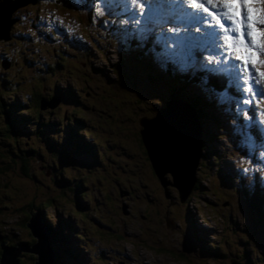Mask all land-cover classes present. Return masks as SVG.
<instances>
[{
  "label": "rangeland",
  "instance_id": "obj_1",
  "mask_svg": "<svg viewBox=\"0 0 264 264\" xmlns=\"http://www.w3.org/2000/svg\"><path fill=\"white\" fill-rule=\"evenodd\" d=\"M56 1L58 3L56 2L54 5H45V10L40 15L42 22L49 26L59 22L67 26L74 33L84 36L85 32L82 28V23L77 19L75 11L70 10L64 0ZM23 3L24 1L16 3L18 7L12 14L14 17H12V28L9 33L11 30L14 31L16 25L25 35V31L29 30V15L26 14L27 10L24 8ZM27 9L29 12H33V7H27ZM21 11L25 13V19L20 17ZM105 14L102 16H105ZM108 20H110L111 25L117 24L121 26L123 24L119 17H113ZM103 23L102 21L99 22V24ZM126 27V25L121 26L123 29ZM46 29L43 28V30ZM2 35L5 38L0 37V54L3 53L9 60L16 61V65L13 67L4 66L3 70L0 68V82L2 78L10 79L11 82H17L14 87L16 89L15 95L11 96L9 94V96L21 103H27L26 100H22L21 94L33 89L44 100L48 97L46 101L57 98L59 100L54 107L45 106L40 108V115L44 117V114L49 113L45 118L52 120L55 119V115H59V117L64 118L62 124L67 125L68 122H73L68 119L70 118L68 111L74 107H68L69 104L67 102H62L60 94L62 89H74L79 96L78 101L83 105L81 112L87 119L79 127V131L82 128L91 127L93 139H97L100 144L106 143L110 146V148L108 146L103 147V156L100 154V148L98 147V158L96 157L94 166H91L90 171L80 168L76 172L73 169V173L76 174L73 177H83L87 182L85 190L89 191L91 197L94 196V211H91L90 208L83 209V204L91 207L89 197L80 201L69 188L67 192L63 190L62 194L65 198L61 196L55 200V208L49 206L44 209L50 226H55V218L60 216L64 217L71 213L76 217V231L83 236H81L79 241H75V243L84 246L87 255L91 257L87 260L88 263L79 264H232V260L240 261V259L244 260L238 264H245L247 259L250 258L253 262L251 264H264V218L260 220L261 226L254 231V238H258L260 241L259 245H256L246 232V228L254 227L251 223L253 217L252 207L251 210L246 212L244 206L240 204L243 200L236 189L235 184L237 183V179H223L222 182H214L209 174H211L215 166L210 167L209 159H206L203 166H201V171L199 167L197 170L198 182L205 186L200 185L198 191L196 185L191 187L187 201L179 204L175 189L173 187L166 189L168 193L167 197L169 198H165L161 186L154 177V174L151 173L149 162L141 144V136L137 131L139 127L138 122L136 123V127L133 126L129 132L117 131L116 126L107 124H118L123 117L128 115L124 107L126 101L123 103L122 108L119 103V101H123L127 97L122 95L117 96L116 99H112L108 97V91L102 85L106 76L110 80L112 76L114 77L109 71L111 64L114 62V54L102 42L95 43L89 41L87 45L90 48L88 50L90 56L85 59L81 49L72 44L70 47H64L63 41L53 40L52 42L38 36L32 39V36L29 34V40L24 38L21 40L16 39V42L5 45L6 41H12L14 38L12 35H6L5 33ZM128 35L132 36L131 33H128ZM94 38H97L95 34ZM87 39H89V34ZM87 39L86 41H88ZM128 40L131 49L148 52L156 48L151 42H144L143 40L132 41L130 38ZM96 44L104 51V54L97 50L99 48L95 46ZM124 46L129 47L125 43ZM68 48L69 50L67 51ZM59 49L66 55L59 52ZM9 60H3L0 63H9ZM44 63L49 64L51 72L46 71L44 81L40 82L39 78L33 73L37 69L42 68V64ZM127 63L130 62L127 61ZM137 67L142 68L141 65H137ZM141 68L139 69L140 72L136 69L135 71H131L143 79ZM95 69H102L99 72V76ZM56 88L58 89V93L54 92ZM194 89L192 85H187L186 87L187 91H193ZM10 91V89H0V97L9 102L11 99H6L3 93ZM155 91L156 86L152 85L151 92ZM198 92L199 94H194H198L201 97L206 96L204 90L199 89ZM221 94L222 91H220ZM152 103L143 105L141 112L145 113L154 109V107H151ZM26 105L28 104L22 106L21 110L24 111L27 107ZM261 105L264 107V102ZM54 110L56 111L52 112ZM185 110L181 111V113L186 112L187 122L194 124V113L189 107ZM191 113L192 116L190 115ZM74 117L77 116L74 115ZM210 126L211 131L217 132V128L213 127V122L210 123ZM107 127L116 128V130L111 131V129L102 134L101 129L105 131ZM60 128L64 129V126ZM218 135L222 136V130L218 131ZM253 135H256L254 131ZM211 145L217 146L216 152L225 158V154L220 149L218 141L212 140ZM224 145L221 142V146ZM21 146L23 145L20 144ZM63 155H65L64 152L59 154V156ZM227 159L225 160L227 161ZM240 160L245 161L241 157ZM238 162L240 161L238 160ZM20 163L19 157H16L14 168L20 166ZM81 163L82 161L78 162V157L72 164L70 161H65V165L70 167L74 165L81 167L83 165ZM41 164L42 162H34L29 165H32L33 172L46 178V174L49 172H46ZM233 164L234 168L237 167L235 162ZM228 166H224L223 163L220 165L223 170H226ZM8 171L10 170L8 169ZM4 175L6 176L4 180L9 181L11 185L15 183L22 187H28V189L34 185L29 180L24 183L22 179L12 177V174L7 175L4 173ZM180 177H182L181 174ZM168 179H170L169 176ZM243 184H245L244 181ZM203 193L206 196H203ZM245 195L249 194L245 193ZM28 199L30 200L31 198L28 196ZM258 201L260 206L261 202L259 198L257 199ZM40 202L39 200L31 201L34 205H39ZM75 202H79L78 206ZM18 203L16 202V204ZM122 206H124L125 213L122 211ZM185 210L193 213L194 224L200 230L198 236H190V234L187 236L188 247L186 250H189L193 244L198 245L203 241L207 249H215L217 245H220L222 247L221 251L217 248L215 255L210 254V257H208L209 254L207 253H202V255L200 250L196 253L194 251L190 253L185 252V259L179 255L177 250L181 248L186 226V221L183 218ZM80 216L83 220L79 219ZM95 217H98L96 220H99L100 223L105 222L107 225H110L107 226L108 230H102L105 233L101 231V235L97 233L98 229L94 231V224L92 222L94 219L91 220L90 218ZM169 220L174 224L173 227L166 226ZM0 230L8 233L11 232L14 242L20 239L29 243L28 245L32 243V237L25 227V222H16L12 217L4 218L0 216ZM241 235H244L245 241L240 238ZM245 245L248 247L251 256L248 254L238 259V253L242 252L241 249ZM96 250L98 252L95 253ZM101 250L103 251L102 253H100ZM199 256L206 257L201 260ZM33 257L34 254L22 251L19 258L23 260V264H31ZM94 257L96 258L95 261ZM259 259L262 263H258Z\"/></svg>",
  "mask_w": 264,
  "mask_h": 264
},
{
  "label": "trees",
  "instance_id": "obj_2",
  "mask_svg": "<svg viewBox=\"0 0 264 264\" xmlns=\"http://www.w3.org/2000/svg\"><path fill=\"white\" fill-rule=\"evenodd\" d=\"M34 2L36 3L37 0H34ZM36 4H39V0ZM15 6H17V4H14V7ZM32 6L34 5H33V1L31 0L29 3L24 5V8L28 10L27 7H32ZM82 10L85 14V17L78 15V19L83 24L82 28L84 29L85 35L88 36L89 34L94 37L95 34L97 38L92 39V41L95 43L99 41L102 42L100 38L99 17L96 16L94 11H90L85 8ZM33 12H37V11H33ZM31 25L34 26V29H32L31 32H25L26 35L22 33L20 30L15 32L11 30V32L8 34L12 35L14 39H12V41H10L9 44H11V42H16V39L21 40L24 38L26 40H29L30 35L32 36V33L37 32L38 30L36 26V22H32ZM45 32H46L45 36L47 38L48 37L52 38V34L55 36L54 33L47 31ZM108 40L109 42H105V41L103 42L106 45H109L110 47L119 50L120 52H118V57L116 61L112 63V66H110V70H109L111 74L114 75V77L112 76V79L110 80L109 77L106 76L104 78L102 85H104L105 90L108 91V95H109L108 97L112 99H116L117 96H122V95H125L127 97V99H124L123 101H119V103H120V107L122 108L123 103L126 101L124 107L126 108L127 110L126 112L128 115L123 117L118 124H114V123H107V124H112L113 126H116L117 131L129 132L133 126L136 127L137 119L139 120L143 116L153 117L155 114H157L160 111V109L163 108V106L161 105L164 101L166 102L167 100H175V99L177 101L182 100L185 104H187V109L189 107L194 110L195 112L194 114L197 118L198 125L201 130V135H200L201 146L199 148L200 152L198 155L199 156L198 164L202 165V163H204L206 159H209V165L215 166L214 169H218V167L220 166L219 160L221 158V155L217 153L216 150L211 148L209 145V141L211 140V138L216 137V134L212 133L210 129V127L212 126V125L210 126V123L213 122L214 120H217V124L220 125V123H222L223 120L220 117L219 113L215 114L213 112V109L211 108L209 102H207L205 97H201L198 94H194L193 92L186 90L187 85H190L186 82L189 80L195 81V79H192L190 75L174 76L168 70H166L168 75L157 70H152V68H150L149 63H144V61L141 59L142 57H147L146 56L147 54L143 53L142 50L139 49L129 50L128 48H125L124 45L120 46L115 40L113 42H110L111 40L109 36H108ZM69 43L76 47H79V49L83 51V57L88 58L90 56L88 53V49L86 48L88 47L87 44H89V40L86 41V39L83 40V38L81 37H76L73 40H71ZM63 46L65 47L66 45ZM95 46L99 48L97 49L99 50V52L104 54V51L97 44ZM59 52H62L61 49H59ZM57 55L59 54L57 53ZM2 58L9 60L5 55L0 56V60ZM127 61H129L130 63H127ZM12 62L16 63V61L9 60V63ZM137 65H141L142 68L137 67ZM140 68H141V72H143L142 73L143 89L138 88L136 86V81L137 82L139 81L138 79L139 77L135 72L131 71V70L135 71L136 69L138 72H140L139 71ZM95 70L97 71V74L99 76V72L102 71V69H95ZM46 71L51 72V69L49 64L44 63L42 64V68L37 69V71L33 74L37 78H39V81L41 82L44 81L46 77L45 74ZM16 84H17L16 81L11 82L10 79H6V78H2L0 82L1 90H9V89L11 90L10 92L3 93L6 99H11L9 102L8 100L2 99L0 97V216H3L4 218L12 217L16 222L24 223L30 215L29 212L36 211L39 214V221L44 226L45 230L47 229L46 231L50 236L49 245L52 251L54 252L53 264L78 263L77 259L75 260V262H73L75 252L70 243V236L76 230L72 217L67 215L66 217L60 216L58 218H55L56 221L55 226H50L49 222L47 221L48 219H46L47 217L44 212V209L49 206L55 208V200L57 198H60L61 196L65 198L62 193L63 190L67 192L68 188L72 190L73 195L78 197L80 201H82L83 199H87L89 197L88 192L85 191L86 189L85 184L87 182L84 180L83 177H78V178L73 177V175H76L73 173V169H75L76 172L79 171L80 168L90 171L91 166H94L96 157L98 158V153L96 149H98V147L99 148L103 147L104 144H100L97 141V139H94V141L87 140L81 134V132H79V127H81L86 122V117L81 112V108H83V105L78 101L79 96L74 90L67 88V90L64 91V93L61 92L60 94L62 101L63 102L67 101V103L69 104L68 107H74L70 111H68L70 117L68 119L73 122L72 123L68 122V124L64 126L65 129L64 130L60 128L62 127V117H59V115H55L54 120L50 118H45V116H47L49 113H47L46 115L44 114V117L40 115L39 112L40 104L42 101H44V98H42L40 94L35 93L33 89H31V91L29 92H25L24 94H21L22 100H26L27 103L25 102L21 103L17 99H13V97L11 96L15 95L16 89L14 87ZM156 84L161 88L162 93L160 96H156L154 98L155 100L151 101L153 102L151 104V107H154V109L142 113L141 108L143 107V105H147L151 103V102H147L146 100H149V98L152 97L151 94L149 93L152 90V85H156ZM208 86L210 88H217L212 82H208ZM126 88L130 89L129 91L130 93H124L125 91H127ZM54 92L58 93V89L57 88L54 89ZM9 94H11V96H9ZM46 99H48V97ZM25 104L28 105H26L27 107L23 111L21 109L22 106H24ZM56 104L57 103H54L53 107ZM57 108L59 109V107ZM16 110L18 111V113H16ZM55 111L56 110L52 112ZM23 112H25V114H23ZM74 115H76L77 117L73 118ZM90 130L91 127L84 128L82 133L90 137L92 136ZM110 130L114 131L116 130V128L107 127V130L105 131H102L101 129V133L104 134ZM254 132L256 135L262 133L260 130H254ZM20 144L23 146L20 147ZM141 144L143 145V143ZM143 147L147 160L149 162V158L147 156L148 153L145 150L146 148L144 145ZM61 152H64L66 155L59 156ZM154 154L157 159L159 157L162 158L164 156L165 157L167 156V158H169L166 151L163 152L159 150L157 153H153V155ZM16 157H19L21 163L20 166L14 168V162L16 161ZM77 157H78V162L82 161L81 164L83 165L81 167H78L79 165L76 166L74 165L73 167L65 165V161L68 162L70 161V163L72 164L76 161ZM34 162H42L41 166L45 170L49 171V173L46 175L47 176L46 178L38 175L36 172H33L32 165L30 166L29 164ZM171 162H169L171 167H175L177 162L175 160ZM149 167L151 171L154 172V169L151 168L150 164ZM171 167L169 166V168ZM8 169L10 171H8ZM173 172L172 175L174 177L175 182L166 180L164 172L160 174V178L158 179L160 186L163 188L162 192L165 198H169L167 197L168 193L166 191V189L169 188L168 186L172 184L175 187L176 185L179 184L180 178H178L179 177L178 172L175 170H173ZM4 173H6L7 175L12 174V177H17L19 179H22L24 183H26L29 180L30 182L34 183V185L30 189H28V187H22L21 185L17 184L21 188L20 189L15 183L11 185L9 184V181L7 182V180H4V178H6ZM194 183L192 184V187L196 185L198 191L200 189V184L198 181H196L195 184ZM181 190L183 192H186V189H184L182 185H181ZM28 196L31 198L30 200L28 199ZM176 197L179 199V202H181L180 200L183 199L179 194H177ZM32 200H39L41 202L39 203V205L38 204L34 205L33 203H31ZM16 202L19 203L16 204ZM78 203L79 202H75L77 206ZM247 207L248 210H251L252 207L253 217L251 223L254 226L252 228L249 227L247 228V230L250 232L248 237L252 238L256 245H259L260 243L259 239L254 238V231L261 226L260 220L261 218L264 217V212L261 211V208L259 206V201L257 202L256 199H251L250 197L247 200ZM86 208L88 207L83 204V209ZM185 213L186 215L184 216L186 217V219H189L188 221L190 222L188 227L191 229L192 213L189 212V210H186ZM107 226L110 225L109 224L106 225L105 222H102L99 227L96 224H94V231L98 229L97 233L101 235V231L103 229L106 230L109 229ZM193 231L194 230L192 228V232ZM64 232L67 233L66 236H62ZM102 232L105 233L104 231ZM74 237H81V236L75 234ZM198 240L201 241L199 238ZM1 241H5L6 244H10V245H16L17 243L20 242L27 244L26 241H22L20 239L19 241L14 242L11 232L8 233L6 231L0 230V242ZM204 245L205 243L201 241V244L195 246L196 249L191 247L189 250H186L188 244L186 241H184L183 243L184 247L179 248L177 252L181 253L180 256L183 257L184 259H185L184 251L186 253H190L192 251L196 253L197 251L200 250L201 254L207 253L209 254L208 257H210V254L215 255V250H217V248H220V246L218 245L215 249L214 248L207 249ZM201 247L203 249H201ZM241 250L242 252L238 253V259L239 257L242 256L245 257L248 254L250 255V251L248 247H246V245ZM96 252H98V250H96L95 253ZM102 252L103 251L101 250L100 253ZM205 257L199 256L201 260H203ZM21 258L19 259L18 262L20 264H23L24 262ZM196 258L198 259V257ZM94 260H96L95 257ZM243 260L244 259H240V261ZM240 261L238 260L237 262L240 263ZM251 263L253 262L250 258L247 259V262L245 264H251ZM258 263H262L260 259L258 260Z\"/></svg>",
  "mask_w": 264,
  "mask_h": 264
},
{
  "label": "clouds",
  "instance_id": "obj_3",
  "mask_svg": "<svg viewBox=\"0 0 264 264\" xmlns=\"http://www.w3.org/2000/svg\"><path fill=\"white\" fill-rule=\"evenodd\" d=\"M9 1H13V0H9ZM20 1H24L23 4L26 5L31 0H19V1H17V3H19ZM32 1H33V5H34V6H32L33 7V11H37V12H29V10L26 11V14L29 15V30L25 31V32H31L32 29H34V26L31 25V23L32 22H36V26H37L38 30H37V32H33L32 33V39L35 36H38V37H41V38H43L44 40H47V41H52V42H53V40L61 41V42L63 41L64 45L69 46V47L71 45L69 42L71 40H73L74 38H76V37H81V38H83V40L87 39L86 35L84 37L82 34H76L73 31H71L67 26H65V25H63V24H61L59 22H56L55 24H52L50 26L47 25L46 23L42 22V20L40 19V15L45 10V5H49V4H53L54 5L57 2L56 0H39V4H36L38 2V0H37L36 3L34 2V0H32ZM64 1H65L66 6L70 10H74L75 11V13L77 14V19H78V15L82 16V17H85V14H84L82 9H84V8L86 9L87 8L90 11H94L97 8V7H94V0H64ZM1 2H2V0H0V3ZM79 3H80V5H79ZM105 3H106V5L108 7H115V8L118 9L115 12H111V13L105 14V16H100L99 17V20H100L99 22H101V21L104 22L103 24H99L101 41L105 45L106 48L110 49L113 52V54H114V62H115L117 57H118V52H120V51L110 47L109 45H106L103 42V41L109 42L108 36L110 37V40H111L110 42H113L115 40L120 46L124 45V43H125V44H127L129 46V47L125 46V48H128L129 50H131V45L128 43V41H129L128 38H130L132 41L133 40L134 41L135 40L141 41V39H140L139 35L136 33V30H135L134 26H132V25H126L127 27L124 28V29L121 28V26H124L125 24H122L121 26H119L117 24H112L111 25V22L108 19H112L113 17H119V19L121 21H123V19L127 18V14L123 11L122 6L121 7H116V2L115 1H113V0H105ZM98 5H100V3H98ZM17 7H18V5L15 6V7H14V5H12L6 10V16L9 19L12 20V17H14L12 14L16 10ZM20 17L22 19H25V13L23 11L20 12ZM171 26L172 25H167L166 27H171ZM176 26L178 28H180L181 31H183L184 28H185V26L183 24H177ZM82 27H83V24H82ZM11 28H12V26L10 24L9 31H10ZM43 28H47V29L43 30ZM18 30H20V29L17 26H15L13 32L18 31ZM9 31H8V33H9ZM45 31L54 33L55 36L52 34V38L51 37L47 38L45 36V34H46ZM157 31H159V30L157 29ZM128 33H131L132 36H129ZM59 34H60V36H59ZM180 34H181V36H183L182 33H180ZM3 38H5V37H3ZM92 39H94V37L92 35H89V39H87V40L92 41ZM2 40H5V39H2ZM143 41L144 42H151V43H153L156 46V48L154 50L151 49L148 52L142 50L143 53L147 54L146 55L147 57H142L141 58L144 61V63H149L150 68H152V70H157V71H160V72H162L164 74H167L166 70H168L174 76L190 75L192 79H195V81L189 80V81L186 82V83L192 85L195 88L191 92L199 94V92H198L199 89L204 90V92L206 94V96H205L206 98L205 99L207 100V102H209V105L213 109V112L215 114L219 113L220 117L223 120V122L220 123V125L217 124V120L213 121V127L217 128V132H213L212 131V133L216 134V137L215 138H211V140L209 141V145H210L211 148L216 149L217 146H215V145L212 146L211 142H212V140L218 141L220 149L225 154V158L221 155V158L219 160L220 161L219 165H221V163H223L224 166H228V165L229 166H228V168L226 170L221 169V167L219 166L218 169L212 170L211 174H209L207 172L210 175L211 179H213V181L217 182V183L218 182H222L223 179H231V180L232 179H237V183L235 185H236L237 191L240 193V197L243 200V202H240V204L244 206L245 211L246 212L249 211L246 208H247V200L250 197L251 199H256V200L258 198L260 199V202H261L260 208H261V211L264 212V155H262V153H264V144H263V141H264V128H262L263 123L261 124L259 122L258 117H257V113L255 112L256 109L260 107V104H256V102H255V104H249V105L245 106V105L237 103V101L240 99V97L238 96V94H237V92H236V90L234 88H228V84H227L228 77L224 76L222 74L214 73V72L210 71V69L213 68V66L208 64V63H206V61L204 59L205 55L214 54L213 51H212L213 48L211 46H208L207 48L203 49L202 51H200V53L196 52V50H195V54H194L196 56V58H195L196 59L195 67L194 68H192V67L184 68V67H182L181 63L177 62L176 60H168V59L163 58V56H160V51L163 50L164 47H163L162 44H157L156 43L155 36H150V37H148L147 39H145ZM9 43H10V41H6L5 45H8ZM170 46L171 45H169V47ZM77 48H79V47H77ZM86 48L88 50L90 49L89 47H86ZM68 50H69V48L67 49V51ZM148 53H150V54H148ZM63 54L66 55L65 53H63ZM2 55H4V54L1 53L0 56H2ZM198 56H200V57H198ZM85 59H87V58H85ZM3 60L7 61L5 58H2L0 60V62H2ZM15 65H16L15 62H12V63H6L5 62L4 64L0 63V68L3 70L4 66L13 67ZM111 66H112V64H111ZM4 71H6V70H4ZM6 72H8V71H6ZM205 78L207 79L208 82H212L217 87V88H211V89H215L214 92H209V91L205 90L204 87H202V80L205 79ZM138 79H139V81L138 82L136 81V86L138 88H142L143 89V83H142L143 79L140 78V77ZM155 86H156V91L153 92V93L152 92L149 93V94H151L152 97H150L149 100H147V102H151V101L155 100L154 98L156 96H160L161 95V93H162L161 88L157 84ZM207 87L210 88L208 85H207ZM126 89H127L128 92L125 91L124 93H130L129 92L130 89L129 88H126ZM226 90L228 92V96L227 97L223 96L222 94L220 95V91H222V93H224ZM215 92H217V93H215ZM53 100L54 101L50 105H47L49 101H46V100L42 101L43 104L42 105L40 104V108H43L44 105H47L48 107H51V106L53 107L54 103H57L59 99L54 98ZM61 100H62V98H61ZM168 101H170V103L175 104L174 109L177 110V111L178 110L183 111V110L187 109L186 104L182 100L181 101H177L176 99L175 100H167L166 102L164 101L162 103V105H161V106H163L162 109H165V103H167ZM64 102H67V101H64ZM245 111H247V117L244 115ZM16 113H18L17 110H16ZM23 114H25V112H23ZM183 114H184V117L186 118L185 113H183ZM63 119L64 118H62V120ZM194 119H195V123H194L193 126L197 129V131H199V133L201 135V130L199 128L198 121H197V118H196L195 114H194ZM137 122H138V119H137ZM62 126H65V125L62 124ZM220 126H221V128H220ZM83 129L84 128H82V130H80L79 132H81V134L87 140L94 141L93 135L89 137L86 134L82 133ZM138 129H139V127L137 128V131H138ZM219 130H222V136L218 135V131ZM254 130L262 131L261 135L263 136V138L261 137V135H258V134L255 137V135H253V131ZM91 134H92V132H91ZM250 136H252L251 139H249ZM254 137L257 138V139H255ZM248 140H249V142H248ZM251 141H252L251 144L253 145V147H252L253 148V151H252L253 153H252V156H251V163H249L248 155H246L245 150L248 151L251 148V147L249 148V145H250ZM221 142H223L225 145L221 146ZM253 143H256V144H253ZM226 144L228 145V147H227ZM104 146H106V147L108 146L110 148V146L107 145L106 143L104 144ZM200 146H201V140H200L199 148H200ZM103 147H101L100 150H99L100 154L102 156L104 155V152L102 153ZM143 149H144V147H143ZM96 151L98 153L97 149H96ZM197 152L199 154V152H200L199 149H198ZM240 157L242 159H245V161H241ZM226 158H228L227 161L230 159L228 161V165H227V161L225 160ZM231 159H232V161H231ZM238 160L240 162H238ZM233 162H235V165L237 164V167H235V168L233 167L234 166ZM149 164H150V161H149ZM196 166H199V168L201 170V166H203V163H202V165H199L197 163ZM209 166L211 167V165H209ZM151 168H152V166H151ZM167 169L168 168H163L162 170H163V172H165ZM169 169L170 170L174 169L175 171H177L179 178H180V174H181V176L183 175V173L176 167H171ZM46 172H49V171L46 170ZM151 173L154 174V177L158 181L159 178L156 177L157 175L155 176V173L152 172V171H151ZM165 179L167 180L166 177H165ZM181 180L183 182H185L187 179H183L182 178ZM171 181L172 182L174 181V177H173V180L171 179ZM196 181H198V173L195 171V168H194L193 179L190 180L191 187H192V184L194 182L196 183ZM243 181L245 182V184H243ZM179 182H180V180H179ZM158 183H159V181H158ZM233 183H234V181H233ZM181 184L180 185H176L174 187L175 192H176V196H177V194L180 195L179 192H183L181 190ZM184 184H182V185L184 186ZM199 184L200 185H204V184H201V183H199ZM176 187H177L178 190L176 189ZM191 187L189 188L186 196L190 192ZM85 191L88 192L89 202L91 204V207H88V208H90V210L94 211L93 210L94 209L93 205L95 206V204H94L95 203L94 202V196L91 197V195L89 194V191L88 190H85ZM245 193H248L249 195H245ZM202 195L206 196L205 193H203ZM186 196L184 197V199H182L180 201L186 202L187 201V197L189 195L187 197ZM179 204H180V202H179ZM122 211L125 213L124 206H122ZM185 211H184V215H186ZM37 215H38V218H39V214L38 213H37ZM68 215L72 217V220H73V223L75 225V228L77 229V226H76L77 221L75 220L76 217H74L71 213L68 214ZM191 215H192V218H191V221H192L191 229L188 227V225L190 224V222L188 221L189 219H186L185 216L183 217L185 219V221H186V229H184L183 240H182V245H181L182 248L184 247L183 243H184V241H186V238H187V236L189 234H190V236H192V235L198 236L199 233H200L199 227H197L194 224L195 222H194L193 213ZM66 216L67 215H65L64 217H66ZM29 217H30V215H29ZM28 218L25 221V223L28 221ZM79 219L82 220V217L80 216ZM90 219L91 220L94 219V220H92V222H93V224H96L98 227L101 225L100 221L96 220V219H98V217L90 218ZM55 224H56V221H55ZM166 226L173 227L174 224H172L171 221L169 220L168 223L166 224ZM43 228H44V226H43ZM192 228L194 230L193 232H192ZM27 230L30 233L29 228H27ZM246 232H247V235L250 234V232L247 230V228H246ZM75 234L83 236L81 233L77 232L76 230L70 236V243H71V246H72V248H73V250L75 252L74 253L73 262H75V260L77 259L78 263H88L87 260H89V258H91V257L87 255L84 246L79 245V243L78 244L75 243V241H79V239L81 238V237H74ZM30 235H31V233H30ZM46 235L48 237L47 245H48V248H49V252H50L51 256L53 257L52 263H54V252L52 251V249H51V247L49 245L50 236L48 235L47 231H46ZM59 235H61V234H59ZM66 235H67L66 232H64L62 234V236H66ZM31 237H32V243H34L36 241V238H34L32 235H31ZM240 238H242L244 241L246 240V239H244V235H241ZM60 239H61V237H60ZM20 243H23V242H20ZM28 244L29 243H27V245ZM8 245H10V244H8ZM30 245H31V243H30ZM223 245L225 246V244H223ZM195 246L196 245L193 244L192 248L196 249ZM201 249H203V248L201 247ZM219 249L221 251L222 247L218 248V250ZM29 253H31V252H29ZM184 253H185V251H184ZM32 254H34V259H32V263H33L36 260L37 254L36 253H32ZM179 255H181V253H179ZM19 259L20 258H18V261H19ZM71 262H72V259H71ZM233 262L234 263H238L235 260H232L231 263H233ZM119 263H123V262H119Z\"/></svg>",
  "mask_w": 264,
  "mask_h": 264
},
{
  "label": "snow or ice",
  "instance_id": "obj_4",
  "mask_svg": "<svg viewBox=\"0 0 264 264\" xmlns=\"http://www.w3.org/2000/svg\"><path fill=\"white\" fill-rule=\"evenodd\" d=\"M121 6L127 14L122 23L134 26L141 40L155 36L156 43L184 68L192 66L189 61L194 63V54L185 51L186 41L211 46L214 54L207 63L214 67L210 71L228 77V88L240 97L237 103L264 101V0H116V7ZM106 11V7L96 8L100 16ZM177 24L185 26V35L181 36ZM193 31L198 35H190ZM170 43L176 49H170ZM207 85L205 78L202 87L215 91ZM222 95L227 97V90ZM260 117L264 123V110Z\"/></svg>",
  "mask_w": 264,
  "mask_h": 264
},
{
  "label": "water",
  "instance_id": "obj_5",
  "mask_svg": "<svg viewBox=\"0 0 264 264\" xmlns=\"http://www.w3.org/2000/svg\"><path fill=\"white\" fill-rule=\"evenodd\" d=\"M5 17L7 20V24H8V22H9V24L7 25V28L3 33L7 34L9 31V28H10V24L12 23L13 20L9 19L7 16H5ZM2 34H0L1 38L4 37V35H2ZM166 107H169V113L162 115L163 122L166 125V127L163 126L162 129L163 128L165 130L167 129L166 130L167 132H170L173 130H177V132L180 131L181 135L184 136V138L190 140L191 142H196V156L193 158L192 164L190 166L189 180L187 179L186 182H183L181 180L182 177H180V182L178 184V185H180L181 183L182 184L185 183L184 186L182 184L181 185L184 187V189H186V192H188L189 188L191 187L190 180L193 179L194 166L197 165V163H198L197 160H198L199 154L197 151L199 149L200 140H201L200 133H199V131H197L196 136H191L190 135V129L187 126H185L186 125L185 121L187 122V117L185 118L184 114L181 113L180 110H178V111L175 110L174 109L175 104L170 103V101L165 103V108ZM161 110H165V109H161ZM159 112L157 114H155L153 117H141L138 120V125H139L138 132L141 136L142 143L146 148L145 150L148 153L147 156L149 158L150 164H151L152 168L154 169V172L158 178H160V174L163 173V170H162L163 168H169V166L171 167V165L169 164V162H170L169 158H167V156L166 157L164 156L166 159L164 157H162V158L159 157L157 159L155 157V154L153 155V153H157L159 150L164 152L165 147H166L159 140L160 136L158 133H160V132L158 131V127L152 125V121L154 120V118H156V116L159 114ZM168 116L171 117V120L168 119ZM159 163H161V164H159ZM186 192H179L180 196L183 199L187 194ZM29 213H30V217L28 218V221L25 223V226L27 228H29L31 235L34 238H36V241L34 243H31V245H27L25 243H17L16 245H8L4 241H1L0 242V249H1L0 264H16V263H19L18 258L20 257V253L22 251L37 254L36 260L31 264H50V263H52L53 257L51 256V254L49 252L48 245H47L48 237L46 235V232H45L42 224L39 221L37 213L35 211H30ZM232 264H238V263L233 262Z\"/></svg>",
  "mask_w": 264,
  "mask_h": 264
},
{
  "label": "bare ground",
  "instance_id": "obj_6",
  "mask_svg": "<svg viewBox=\"0 0 264 264\" xmlns=\"http://www.w3.org/2000/svg\"><path fill=\"white\" fill-rule=\"evenodd\" d=\"M17 1L19 0H13V1L2 0V2L0 3V34H2L7 28V20L5 17L6 10L10 6L16 4ZM53 101L54 100H50L47 105H50ZM42 104L43 102L41 103V105ZM190 110L193 113H195L192 108H190ZM167 113H169V107H166L165 110H161L159 112L156 118H154V120L152 121V125L158 127V131L160 132L158 133L160 136L159 140L163 143L164 146H166L165 151L167 152L169 156V161L171 162L175 160L177 162L175 167L178 168L183 173L182 178L189 180L190 166L192 164L193 158L196 156V142H191L190 140L184 138V136L181 135L180 131L177 132V130H173V131L169 130L170 132H167L166 131L167 129L166 130L164 128L162 129L163 126L166 127V125L163 122L162 115L167 114ZM168 119L171 120V117L168 116ZM185 123H186L185 126L189 127L190 129V135L196 136L197 129L193 125L189 124L188 122L185 121ZM198 167L199 166H196V165L194 166L196 172L198 170ZM174 169L170 170L168 168L164 172V175L167 178V180H170V181L171 179L173 180L172 171ZM168 176L170 177V179H168ZM170 186L174 187L172 184H170ZM170 186L168 187L170 188ZM182 203L183 201L180 202V204ZM16 264H20V263H16ZM50 264H53V263H50Z\"/></svg>",
  "mask_w": 264,
  "mask_h": 264
},
{
  "label": "flooded vegetation",
  "instance_id": "obj_7",
  "mask_svg": "<svg viewBox=\"0 0 264 264\" xmlns=\"http://www.w3.org/2000/svg\"><path fill=\"white\" fill-rule=\"evenodd\" d=\"M79 5H80V3H79ZM82 5V4H81ZM87 9V8H86ZM17 26V25H16ZM70 89V88H69ZM67 89H62V92L64 93V91H66ZM72 90H74V89H72ZM75 91V90H74ZM76 92V91H75ZM77 93V92H76ZM65 96H66V94H65ZM108 229V228H107Z\"/></svg>",
  "mask_w": 264,
  "mask_h": 264
}]
</instances>
